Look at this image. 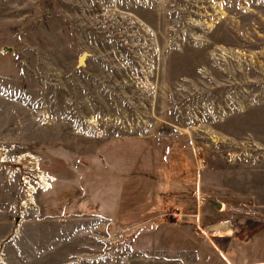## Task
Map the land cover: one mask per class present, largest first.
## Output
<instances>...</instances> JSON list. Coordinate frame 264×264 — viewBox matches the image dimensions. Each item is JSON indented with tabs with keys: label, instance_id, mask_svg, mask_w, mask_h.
Listing matches in <instances>:
<instances>
[{
	"label": "rangeland",
	"instance_id": "374dc122",
	"mask_svg": "<svg viewBox=\"0 0 264 264\" xmlns=\"http://www.w3.org/2000/svg\"><path fill=\"white\" fill-rule=\"evenodd\" d=\"M0 150V264L263 261L264 0H0Z\"/></svg>",
	"mask_w": 264,
	"mask_h": 264
},
{
	"label": "crops",
	"instance_id": "0c3cea01",
	"mask_svg": "<svg viewBox=\"0 0 264 264\" xmlns=\"http://www.w3.org/2000/svg\"><path fill=\"white\" fill-rule=\"evenodd\" d=\"M209 228L210 227H208V229ZM183 229L184 228H182V227L178 228V226H172L171 227V233L172 234L178 233L177 235H182L184 233ZM228 229L231 231V234L229 236H225L223 239H225L224 250H225V252L230 251V257H227L225 254H223L211 242H209L210 244L208 245L209 248H213V249H215L216 253H219V256L221 258H223L222 261H224L226 264H264V260L258 261L255 263H246L244 259L240 260L243 255L246 254V256H247L250 253V251L245 252V249H247V250L251 249V247L249 246V243H251V241H253V238H250L249 235H246L243 239H241L240 243L236 244L233 247L232 241H233L234 234H233V231L231 228H228ZM185 232L188 233L187 230H185ZM219 239H222V237H220ZM201 245H202V243H201V241H199L197 243V247H195V249L184 250L183 248H181L180 251L177 252L178 264H202V263L206 262V258L208 256H210L209 253L212 254L213 251L212 250H203L202 251L201 249H199V246H201ZM171 249L172 248H168L167 250L165 249L166 251H164V252L168 253V254L172 253ZM198 252H200L199 256L197 254ZM238 252H239V255H238ZM234 259H237V260L235 261Z\"/></svg>",
	"mask_w": 264,
	"mask_h": 264
},
{
	"label": "bare ground",
	"instance_id": "6f19581e",
	"mask_svg": "<svg viewBox=\"0 0 264 264\" xmlns=\"http://www.w3.org/2000/svg\"><path fill=\"white\" fill-rule=\"evenodd\" d=\"M3 163H5V157H4V154H2V151L0 150V164H3ZM38 173H39L38 175L40 177L39 178V185H40L39 189L40 190H42V189L48 190L50 188V185H49V181L47 180V176L44 173L40 172L39 170H38ZM28 186H29V199H30V202L33 204L34 203L33 195L37 192L36 189H38V188H34L30 185H28ZM28 205H29L28 202H23L22 208L26 209V208H28ZM223 208H224V206H223ZM210 232H219V233H221V234H219V237H222V238L225 236H229L231 234V231L228 228H222V227L210 230Z\"/></svg>",
	"mask_w": 264,
	"mask_h": 264
},
{
	"label": "water",
	"instance_id": "95a60500",
	"mask_svg": "<svg viewBox=\"0 0 264 264\" xmlns=\"http://www.w3.org/2000/svg\"><path fill=\"white\" fill-rule=\"evenodd\" d=\"M1 52H2V53L12 52V48H2V49H1ZM86 57H87V54H86V53L82 54V56H81V57L79 58V60H78V65H79V66H83ZM213 204H214L217 208H220V204L215 203V202H213Z\"/></svg>",
	"mask_w": 264,
	"mask_h": 264
},
{
	"label": "trees",
	"instance_id": "16d2710c",
	"mask_svg": "<svg viewBox=\"0 0 264 264\" xmlns=\"http://www.w3.org/2000/svg\"><path fill=\"white\" fill-rule=\"evenodd\" d=\"M175 233V232H174ZM178 233L173 234L176 237H180L181 235H177ZM187 234V233H186ZM172 236V235H171Z\"/></svg>",
	"mask_w": 264,
	"mask_h": 264
},
{
	"label": "built area",
	"instance_id": "2783aa9c",
	"mask_svg": "<svg viewBox=\"0 0 264 264\" xmlns=\"http://www.w3.org/2000/svg\"><path fill=\"white\" fill-rule=\"evenodd\" d=\"M174 217H176V216H174Z\"/></svg>",
	"mask_w": 264,
	"mask_h": 264
}]
</instances>
